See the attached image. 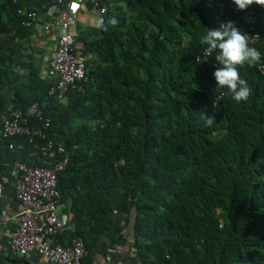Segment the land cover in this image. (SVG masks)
<instances>
[{"label":"trees","instance_id":"1","mask_svg":"<svg viewBox=\"0 0 264 264\" xmlns=\"http://www.w3.org/2000/svg\"><path fill=\"white\" fill-rule=\"evenodd\" d=\"M92 1L82 2L85 20L74 34L76 52L87 58L83 92L50 100L55 78L41 82L46 55L35 64L36 50L18 42L34 39L31 9L48 0H0V183L15 163H43L38 137L1 133L13 109L38 103L27 128L49 120L47 139L70 156L56 180L70 229L54 241L80 237L82 264H115L100 251L105 236L124 242L121 264H264V74L238 65L247 100L236 103L226 88L220 96L216 53L204 57L201 42L207 28L231 20L264 62L259 4L247 7L259 15L253 40L227 8L232 0H95L103 14ZM29 12L36 20L25 27ZM122 192L127 206L115 215ZM9 252L14 258L0 264H31Z\"/></svg>","mask_w":264,"mask_h":264},{"label":"built area","instance_id":"2","mask_svg":"<svg viewBox=\"0 0 264 264\" xmlns=\"http://www.w3.org/2000/svg\"><path fill=\"white\" fill-rule=\"evenodd\" d=\"M83 1L48 0L50 7L58 10L56 14H52V24L61 32L57 36L55 47L45 57V63L55 77V81L47 90V98L50 100H62L70 91L83 92L78 84L86 77L87 58L78 56L76 52L73 30L77 24V15L64 8L73 2L81 4ZM91 3L99 14L104 13V10L98 7L97 1L93 0ZM219 7L224 9L226 5L220 2ZM227 8L248 26L252 39L257 40L259 35L255 32V25L259 18L258 13L253 9L238 10L233 3ZM259 9L264 19V5L259 4ZM35 18L34 12L27 13V21L23 22V25L30 27ZM46 29L47 27L44 28ZM250 66H255L264 74L262 55L259 61ZM215 88L221 96L225 87L216 86L215 82ZM217 100L218 98L214 99V104ZM39 110V104L33 103L25 110L13 109L9 116L2 120L1 133L4 138L12 139L16 135H23L33 142L34 138L38 137L41 142L39 146L36 145V149L44 160L40 166L15 163L8 170V175L4 176L13 188L14 198L20 210L9 214L0 209V227H13L8 248L20 257L31 260L33 256H38L48 264H82L85 249L80 237L71 238L64 245L54 241L57 236L70 229L67 216L59 211V193L56 185L57 175L68 166L70 156L62 143L47 139L45 131L49 120L39 118L42 126L38 130L27 128L29 119L39 117Z\"/></svg>","mask_w":264,"mask_h":264},{"label":"crops","instance_id":"3","mask_svg":"<svg viewBox=\"0 0 264 264\" xmlns=\"http://www.w3.org/2000/svg\"><path fill=\"white\" fill-rule=\"evenodd\" d=\"M24 9L33 8V4H30V7L28 5H24ZM64 8L69 9L72 12H75L77 15V21L80 20L81 22H84L85 19H83V4H78L76 2L71 3L68 6H65ZM37 13V21L33 28L34 33V39L27 41L19 40V44L23 45L24 47L31 46L33 50L36 51L32 52V58L33 62L40 64L43 66L44 61V55H47L54 47L55 38L57 35L61 32L60 30L49 27L48 32H44L43 28L45 26H48L52 22V14H56L58 11L56 8H51L50 6H35L33 9ZM76 29V28H75ZM74 34H75V31ZM78 56H83V53L81 51H77ZM35 63V64H36ZM42 80L41 82L46 85L49 84L52 80H54V74L51 72H47L45 67L43 66L41 70ZM3 185L0 186V209L6 211L9 214L16 213L20 210L19 204L16 202L14 198V191L13 188L9 182V180L4 177L3 178ZM116 202V209H114L115 215L119 212L122 213L124 211L126 204V198H125V192L121 193V196H118ZM116 199V198H115ZM125 201V203H124ZM59 211L61 214L65 215V213L62 212L61 208L59 207ZM13 231V227L11 225L0 227V258L7 257V258H14L12 254L9 252V240L11 238ZM109 236L103 237V240L100 243V251L103 250L106 252L108 259H113L115 261V264L119 262L120 257H125L127 254L126 246L124 245V242L118 238L114 237L112 239H108ZM31 264H48L45 262L42 258L38 256H33V258L30 260Z\"/></svg>","mask_w":264,"mask_h":264},{"label":"clouds","instance_id":"4","mask_svg":"<svg viewBox=\"0 0 264 264\" xmlns=\"http://www.w3.org/2000/svg\"><path fill=\"white\" fill-rule=\"evenodd\" d=\"M232 3L238 10H245L253 3L264 5V0H232ZM110 23L115 24L116 20L112 19ZM102 26L103 20L98 19L96 27ZM201 42L204 57L216 53L213 57L216 66L212 73L216 86L225 87L236 103L246 101L250 89L246 81L239 76L237 66L244 63L251 65L261 59V53L249 45L247 33L237 27L234 21L228 20L220 22L214 29L207 28L206 33L201 37ZM213 121L211 115L205 119L207 125H211Z\"/></svg>","mask_w":264,"mask_h":264},{"label":"rangeland","instance_id":"5","mask_svg":"<svg viewBox=\"0 0 264 264\" xmlns=\"http://www.w3.org/2000/svg\"><path fill=\"white\" fill-rule=\"evenodd\" d=\"M124 203H125V201H124ZM127 204V203H126Z\"/></svg>","mask_w":264,"mask_h":264}]
</instances>
